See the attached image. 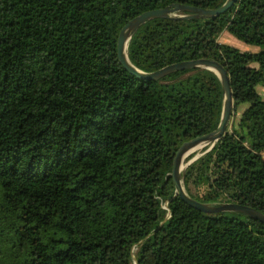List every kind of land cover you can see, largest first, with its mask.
<instances>
[{"label":"trees","instance_id":"1","mask_svg":"<svg viewBox=\"0 0 264 264\" xmlns=\"http://www.w3.org/2000/svg\"><path fill=\"white\" fill-rule=\"evenodd\" d=\"M172 2L225 0H0V264H264L263 221L174 195L178 148L220 122L219 75L142 78L119 60L121 27ZM224 30L260 48L223 42ZM127 52L144 71L198 57L225 65L232 116L210 149L186 157L199 152L185 188L264 212V0L151 18Z\"/></svg>","mask_w":264,"mask_h":264},{"label":"water","instance_id":"2","mask_svg":"<svg viewBox=\"0 0 264 264\" xmlns=\"http://www.w3.org/2000/svg\"><path fill=\"white\" fill-rule=\"evenodd\" d=\"M237 0H225V2L218 7H198L195 5L172 2L169 5L163 7H156L152 9H147L136 16L129 19L120 29L117 43V51L120 62L132 73L142 77V78H154L159 79L164 75L184 68L190 67H205L215 71L222 82L224 90V102L220 122L218 126L206 133L197 135L184 141L177 150L176 156L174 158V164L172 167L171 175L175 183V196L179 195L187 203L201 210L208 212L216 211H241L247 213L248 215L260 219L264 222V212L256 207L248 204L235 202V201H224L221 203H211L196 199L188 193L184 184V176L182 171L185 167L191 163L195 158H197L198 153H196L192 158L185 162L186 157L197 149H193L196 146L203 147L210 144V149L215 142L226 132L228 124L230 122L233 105H234V95L233 89L230 82V75L228 69L225 65L216 58L211 57H198L188 60L177 61L169 63L159 69L153 71H144L138 68L134 63L131 62L128 56L127 47L128 42L133 35V33L147 20L154 17H198V16H217L221 13L227 11ZM193 149V150H191ZM207 149V150H208ZM137 264V259L135 260Z\"/></svg>","mask_w":264,"mask_h":264},{"label":"rangeland","instance_id":"3","mask_svg":"<svg viewBox=\"0 0 264 264\" xmlns=\"http://www.w3.org/2000/svg\"><path fill=\"white\" fill-rule=\"evenodd\" d=\"M219 39L221 41H223V42H227V43H231L233 45H236V46H238L239 48H241L243 50H253V51H256V50H258L260 48L258 45L251 44V43H246L245 41H243V40L235 37L232 33H230L227 30H224L220 34ZM258 88H259V91L261 92V94L264 96V85H259ZM237 118H238V115H235V119H237ZM201 148L202 147H199L197 149V151L201 150Z\"/></svg>","mask_w":264,"mask_h":264},{"label":"bare ground","instance_id":"4","mask_svg":"<svg viewBox=\"0 0 264 264\" xmlns=\"http://www.w3.org/2000/svg\"><path fill=\"white\" fill-rule=\"evenodd\" d=\"M199 147H201V145H200V146L198 145V146H196V147H195V148H193V149H198ZM193 149H191V150H193Z\"/></svg>","mask_w":264,"mask_h":264}]
</instances>
